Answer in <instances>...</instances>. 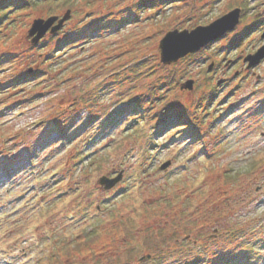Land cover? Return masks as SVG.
Here are the masks:
<instances>
[{
    "label": "rangeland",
    "instance_id": "1",
    "mask_svg": "<svg viewBox=\"0 0 264 264\" xmlns=\"http://www.w3.org/2000/svg\"><path fill=\"white\" fill-rule=\"evenodd\" d=\"M71 1L40 47L28 33L46 10L0 12H13L0 40V264H214L264 238V59L244 62L262 45L264 0ZM237 5L232 35L160 61L167 32Z\"/></svg>",
    "mask_w": 264,
    "mask_h": 264
},
{
    "label": "water",
    "instance_id": "2",
    "mask_svg": "<svg viewBox=\"0 0 264 264\" xmlns=\"http://www.w3.org/2000/svg\"><path fill=\"white\" fill-rule=\"evenodd\" d=\"M241 9L235 8L232 11L217 18L209 25H199L195 28L188 30H172L163 36L159 42L160 61L165 65H170L177 62L181 58L186 57L189 54L197 53L206 45L212 41H216L222 37L228 31H232L240 21ZM70 17V11H68L61 18L59 16H50L46 19L39 18L34 20L30 30L29 36H32L31 43L36 45L41 38L50 30L52 34L56 33L63 23ZM264 59V45L260 47L254 54H249L244 58V62H247V68H252L258 65L261 60ZM213 64L209 65L211 70ZM223 80H219L218 84H221ZM193 80H187L181 84L182 89H193ZM170 162H166L161 166V169H165L169 166ZM122 179V172L120 171L117 176L109 178L103 176L98 180V183L103 186L104 189H109L115 186ZM150 255H147L149 258ZM145 260V257L141 258Z\"/></svg>",
    "mask_w": 264,
    "mask_h": 264
},
{
    "label": "trees",
    "instance_id": "3",
    "mask_svg": "<svg viewBox=\"0 0 264 264\" xmlns=\"http://www.w3.org/2000/svg\"><path fill=\"white\" fill-rule=\"evenodd\" d=\"M73 1L71 0H0V12H2L4 9H6L8 6L12 5L17 9H21L23 7H27L31 5L34 7V9H42L46 10L49 16H56L55 13L62 10L63 8H71ZM13 12H6L1 15L0 13V40H3L4 42H7L9 40H4L1 37V33L4 31L5 23L3 21H8L10 19V15H12ZM61 18V17H60ZM77 31V30H76ZM79 31V30H78ZM51 35H55L57 33L52 34L50 30L47 32ZM46 33V34H47ZM87 33V32H86ZM86 33L81 34V32L75 33L76 38L80 37V35H85ZM88 34V33H87ZM74 38H65L61 45L71 41ZM43 40V38H42ZM40 40V41H42ZM40 41L33 45L35 47H40L39 44ZM7 44V43H6ZM60 45V46H61ZM59 46V47H60ZM205 50L204 48H202ZM51 55L48 57L50 58ZM7 59L6 55L0 54V64L4 62ZM61 130V129H60ZM59 135L63 136V130L60 131ZM242 234L245 233V230H242ZM232 239H234L235 232L231 233ZM243 236V235H242ZM253 235L248 236L247 238H243L241 241L234 244L233 248H224L223 254L221 256L216 257V261H214V264H264V238L259 237H252ZM147 243H156V239H150L147 238L145 240ZM200 248L199 250H201ZM202 256L208 254V250L203 248L201 250ZM201 254H199L201 256ZM217 255V254H216ZM125 256H128L130 258L132 256V253L126 254ZM198 259V258H194Z\"/></svg>",
    "mask_w": 264,
    "mask_h": 264
},
{
    "label": "flooded vegetation",
    "instance_id": "4",
    "mask_svg": "<svg viewBox=\"0 0 264 264\" xmlns=\"http://www.w3.org/2000/svg\"><path fill=\"white\" fill-rule=\"evenodd\" d=\"M235 8H240L241 9V14H240V21H239V23L241 22V20H242V18H243V15H244V11H245V9H244V7L243 6H241V5H237L236 7H233V8H231L229 11H231L232 9H235ZM228 11V12H229ZM228 12H225L224 14H226V13H228ZM224 14H222V15H224ZM221 15V16H222ZM239 23L236 25V27L232 30V31H228L227 33H225L222 37H220L219 39H217L216 41H212V42H210L208 45H206L205 47H204V49L206 50L207 48H209L210 46H211V44H213V43H216L218 40H220V39H223V38H225L226 36H229V35H232L236 30H237V28L239 27ZM210 24V22H208L207 24H205V25H209ZM245 33V32H244ZM242 36H243V34H242ZM260 37H261V43H262V45H264V31L261 33V35H260ZM237 41H239V40H235L234 42L236 43ZM262 45H260V47L262 46ZM259 48V47H258ZM258 48H256L255 50H253L251 53H249V54H253V53H255L257 50H258ZM248 54V55H249ZM226 60V58L225 57H223L222 58V60ZM228 60V59H227ZM228 62H229V60H228ZM227 63V62H226ZM230 63H231V61H230ZM233 64V63H232ZM232 64L231 65H224L225 67H229L230 66V68H231V66H232ZM214 65H216V69H218V63H215L214 62ZM219 67H220V64H219ZM255 67V66H254ZM253 68V67H252Z\"/></svg>",
    "mask_w": 264,
    "mask_h": 264
}]
</instances>
